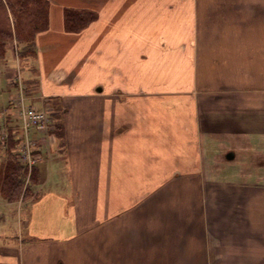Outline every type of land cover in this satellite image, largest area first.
<instances>
[{"label": "crops", "instance_id": "crops-1", "mask_svg": "<svg viewBox=\"0 0 264 264\" xmlns=\"http://www.w3.org/2000/svg\"><path fill=\"white\" fill-rule=\"evenodd\" d=\"M65 8L97 16L69 32ZM7 47L59 127L35 130L37 197L0 199V264H218L216 219L264 264V0H48Z\"/></svg>", "mask_w": 264, "mask_h": 264}, {"label": "rangeland", "instance_id": "rangeland-1", "mask_svg": "<svg viewBox=\"0 0 264 264\" xmlns=\"http://www.w3.org/2000/svg\"><path fill=\"white\" fill-rule=\"evenodd\" d=\"M8 48V47H7ZM16 62L13 60L12 54L10 53V51H6L4 53V56L2 59H0V110L6 106L7 104V100L9 96L11 97V104L14 102L17 103L20 101V98L25 97V101L23 100V102L25 103V105L27 104V97L29 93V90L25 91V86L26 88L29 89V82H25L22 79H18L16 78ZM23 70V69H22ZM9 74H6V73ZM8 78H11L10 80V84H8L7 80ZM25 82V84H24ZM19 84H21V86H19ZM23 92V94H22ZM14 94V96H13ZM22 96V97H20ZM24 99V98H23ZM37 109V108H36ZM14 116L15 119L20 120V122L17 121V124L21 127V118H20V111L17 107L14 108ZM5 122V121H4ZM9 122V121H8ZM11 123H13V121H10ZM53 123H51V128L46 129V130H50L53 129V127H59V124L56 123L57 120H55L53 118L52 120ZM55 122V123H54ZM15 124V126L17 125ZM14 125V124H13ZM13 125H11V129H13ZM0 131H4L3 133H5L6 135H1L2 132H0V186H1V182L3 183V179L5 176V166L6 163L8 161V163H13V160H10V155L9 152L12 153L15 157V160H17V162H19V164H21L23 167H25L26 169V177L24 178V184L22 189L20 190V193H18L17 196L16 192L15 195L12 197V199L10 201H16L19 198L21 199V202L23 203V205H27L30 201L34 200L37 197V187H35V185L29 180V177L31 175V171L32 169L35 167L36 162L31 164L27 162V156L26 154L22 151L21 154L17 155V151L21 148V146L23 145V142L19 140H16L15 143L11 144V148H7V132L6 130H4L7 126L5 125H0ZM61 129V128H60ZM44 131V130H41ZM52 131V130H51ZM28 134L31 138H36L35 136L39 135L35 132V129L30 128L28 130ZM18 135L17 129H16V134ZM54 135V134H53ZM10 149V150H8ZM45 174V179L46 180H51V176L48 177L47 173ZM42 179V178H41ZM54 179H59L58 175H54ZM44 180V179H43ZM42 180V181H43ZM7 189H2L0 187V199L7 201V195L9 196L8 191H5ZM43 190H49L48 188H45ZM214 191V190H213ZM223 191H226L223 189ZM217 200V199H216ZM9 201V200H8ZM215 201V198H214ZM221 204H216V208L212 207V209L215 211V214L217 213V217H227L228 215H233V214H237L240 213V208H236L235 205H233L232 202H230V206L229 209L227 210V212L229 214H227L225 210L221 209ZM239 209V210H238ZM217 221V225L216 223H214L215 226H217V229H219V232L221 235L224 234L226 236H223L220 239L223 240L222 243H220L219 245V253H218V264H241L242 261V255H241V251H240V244H241V232H240V226H238L240 224V221H233V220H229L227 221V219H216ZM235 222L234 227L237 225V227L239 228L238 231H234L227 229L228 225L227 223L233 224ZM239 224H238V223ZM229 224V225H230ZM231 228V227H230ZM235 244V245H234ZM223 250V251H222ZM222 251V252H220ZM228 251V252H225ZM216 256V257H217ZM223 257V260L219 258ZM252 263V262H251ZM256 264V263H255Z\"/></svg>", "mask_w": 264, "mask_h": 264}, {"label": "trees", "instance_id": "trees-1", "mask_svg": "<svg viewBox=\"0 0 264 264\" xmlns=\"http://www.w3.org/2000/svg\"><path fill=\"white\" fill-rule=\"evenodd\" d=\"M96 12L89 9L65 8L63 12L64 28L69 32H78L96 18ZM48 25V0H0V59L3 58L7 44L15 40L22 46V52L29 51L37 32L47 28ZM15 131V132H14ZM7 132V148L11 147L17 139L16 130ZM15 137V138H14ZM10 150V149H8ZM13 163H6L5 176L1 188L7 189V199L18 195L24 184L26 169L12 153L9 152ZM37 175L34 168L29 180L35 183Z\"/></svg>", "mask_w": 264, "mask_h": 264}, {"label": "built area", "instance_id": "built-area-1", "mask_svg": "<svg viewBox=\"0 0 264 264\" xmlns=\"http://www.w3.org/2000/svg\"><path fill=\"white\" fill-rule=\"evenodd\" d=\"M22 97V96H20ZM23 98H20V101L17 103L14 102L15 107H17L20 111L21 118V127L20 133L17 135V139L23 142L21 148L17 151V155L21 154L23 151L27 156V162L31 164L37 162L39 160V156L37 153V141L31 138L28 134V130L30 128L35 129L37 131L46 130L51 128L52 118L47 113V111L43 109H36L31 105H25L23 102ZM1 135H6L5 133H1Z\"/></svg>", "mask_w": 264, "mask_h": 264}]
</instances>
